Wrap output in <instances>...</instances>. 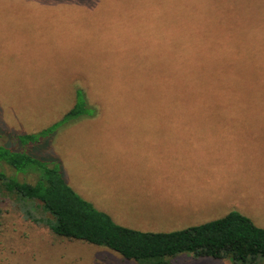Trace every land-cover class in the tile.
Listing matches in <instances>:
<instances>
[{
  "label": "rangeland",
  "instance_id": "obj_1",
  "mask_svg": "<svg viewBox=\"0 0 264 264\" xmlns=\"http://www.w3.org/2000/svg\"><path fill=\"white\" fill-rule=\"evenodd\" d=\"M182 73L222 76L227 103L214 92L223 105L175 106L164 91ZM75 88L95 112L34 146L9 138L58 123ZM175 119L195 121L187 138L164 140L189 146L195 178L182 182L189 190L160 206L127 189L114 196L115 217L166 233L235 211L264 229V0H0V145L53 158L86 201L109 186L140 187L143 162L126 146L160 142V120ZM0 171L36 179L4 164ZM47 220L35 203L0 195V264H135L55 236ZM171 264L230 261L180 254Z\"/></svg>",
  "mask_w": 264,
  "mask_h": 264
},
{
  "label": "trees",
  "instance_id": "obj_2",
  "mask_svg": "<svg viewBox=\"0 0 264 264\" xmlns=\"http://www.w3.org/2000/svg\"><path fill=\"white\" fill-rule=\"evenodd\" d=\"M224 84L222 76L182 73L177 78L176 87L167 88L164 92L174 99L178 107L221 106L223 104L216 99L214 92L227 103L220 87ZM230 101L234 103L232 98ZM86 105L83 91L75 88L73 104L58 123L36 134L12 133L9 138L23 146H34L47 138L58 125L95 112L94 108ZM53 160L0 145V164L16 173L36 176L35 182L29 184L0 171V195L14 196L20 203H35L51 217L45 223L59 238L103 247L135 264H171L180 254H187L194 261L228 259L230 264H256L258 260H264V229L238 212L230 211L221 218L173 232L132 230L115 224L108 215L79 197L65 183L57 166L50 165L56 164Z\"/></svg>",
  "mask_w": 264,
  "mask_h": 264
},
{
  "label": "crops",
  "instance_id": "obj_3",
  "mask_svg": "<svg viewBox=\"0 0 264 264\" xmlns=\"http://www.w3.org/2000/svg\"><path fill=\"white\" fill-rule=\"evenodd\" d=\"M193 122L195 121L182 119L160 120V142L149 145L147 143H133L126 146L125 150L130 153L132 159L143 162V172L147 175L142 180H139L140 187L135 188L128 185L109 186L105 190V193H102L103 196H96L97 198L90 196L84 199L98 211L108 215L112 221L114 220L120 223V226L124 227L129 226L131 219H118L120 217H115L112 207L115 202L114 196L129 193L127 189H134L136 193L141 190L145 191L144 200L149 199L159 202L160 206L164 204L167 198H172L175 194L180 197L182 189L190 187L182 185L183 180L191 182L190 180L195 178V168L188 165L190 159L189 146L180 141L166 142L164 140H181L187 138L192 133L190 129L192 124L190 123ZM78 193L82 196L86 195L84 192L79 191ZM137 228L130 227L129 229L138 231Z\"/></svg>",
  "mask_w": 264,
  "mask_h": 264
}]
</instances>
